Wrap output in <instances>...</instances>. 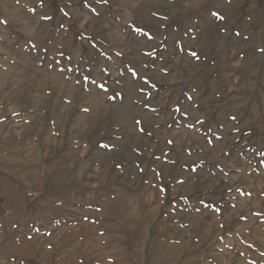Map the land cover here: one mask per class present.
Instances as JSON below:
<instances>
[{"label":"rangeland","instance_id":"374dc122","mask_svg":"<svg viewBox=\"0 0 264 264\" xmlns=\"http://www.w3.org/2000/svg\"><path fill=\"white\" fill-rule=\"evenodd\" d=\"M262 49L264 0H0V264H264Z\"/></svg>","mask_w":264,"mask_h":264},{"label":"snow or ice","instance_id":"6c2138e0","mask_svg":"<svg viewBox=\"0 0 264 264\" xmlns=\"http://www.w3.org/2000/svg\"><path fill=\"white\" fill-rule=\"evenodd\" d=\"M105 2H106V0H105ZM41 6H43V0H41ZM61 11H63V9H61ZM64 14L67 15V13H64ZM211 14H212V16L216 17L217 20H223L224 19V17L221 16L218 12H212ZM42 19L51 20L52 17L45 15V16L42 17ZM135 31L138 32L141 35L146 36L148 39H152L153 38L148 32L144 31L143 29L137 28V29H135ZM236 35H239V33H236ZM262 51H264V49H262ZM117 55H120V53H117ZM145 55L151 56L152 53H145ZM192 55L195 56L196 53L193 52ZM145 67H146V65H145ZM102 71L105 73V75L108 74L107 73V69H102ZM129 71H131L132 77L135 78L137 73L135 71H132L131 69H129ZM121 75H123V73H121ZM85 80H87V77H85ZM148 84H149L148 79H144V85H148ZM152 86L154 87V85H152ZM98 87H100L105 92L108 91V89L105 87L104 84H100V85H98ZM140 91H143V87L140 89ZM233 119H235V117H233ZM136 123L139 124L140 121H137ZM198 123H203V121H198ZM141 131H143V129H141ZM215 138L217 140H222L223 136H217ZM169 143H171V141H169ZM102 146L106 147V145H102ZM262 155H264V153H262ZM173 163H174V161H173ZM195 170H196L195 168L192 169V171H195Z\"/></svg>","mask_w":264,"mask_h":264}]
</instances>
